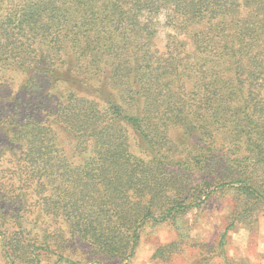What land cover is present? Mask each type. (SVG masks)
Wrapping results in <instances>:
<instances>
[{"label": "trees", "instance_id": "16d2710c", "mask_svg": "<svg viewBox=\"0 0 264 264\" xmlns=\"http://www.w3.org/2000/svg\"><path fill=\"white\" fill-rule=\"evenodd\" d=\"M16 5L0 20V63L49 72L66 95L47 110L48 120L27 115L4 131L20 151L0 158V180H16L0 192V211L12 203L0 213L5 263L41 264L46 254L75 263L59 245L69 239L86 243L99 260L125 263L146 226L175 227L229 189L239 203L215 247L223 258L234 222L264 205V0ZM160 18L172 33L162 52L154 44ZM92 79L100 80L101 102L76 89ZM54 125L77 141L78 155L64 152ZM173 129L178 139L168 135ZM130 132L142 158L130 151ZM36 210L66 229L36 232L39 223L29 217Z\"/></svg>", "mask_w": 264, "mask_h": 264}, {"label": "rangeland", "instance_id": "374dc122", "mask_svg": "<svg viewBox=\"0 0 264 264\" xmlns=\"http://www.w3.org/2000/svg\"><path fill=\"white\" fill-rule=\"evenodd\" d=\"M12 0H0V20L2 16L9 13L11 8L19 10L16 5L9 4ZM156 38L154 40L155 48L164 51L167 36L171 35V30L164 26L163 18L158 19ZM62 58L67 62L74 58L71 53H62ZM60 72H66L68 65L60 67ZM103 72L107 73V66H102ZM54 69V68H53ZM51 69V70H53ZM58 73V72H57ZM102 78V81H105ZM55 78L51 77L49 72L45 75L37 72H21L16 65H8L0 63V158L4 160L2 152L6 150L8 154L19 155L20 151L16 146L7 144L4 137V131L7 130L8 124L15 121L24 120V118L33 115L41 121L48 120V112L55 109L60 96L66 95L62 84L51 85ZM59 80L58 83H62ZM32 84L28 89L26 83ZM34 87L33 84H37ZM100 80L92 79L83 87H76L78 92L89 97L95 98L101 102L103 92L100 90ZM109 90V89H108ZM46 102V112L40 107V104ZM38 106L37 108L35 106ZM28 115V116H27ZM56 133L60 147L66 154L72 158L76 153L77 141L72 139L64 130L56 125ZM130 130V128H129ZM168 135L171 138H179V130L173 129ZM130 151L142 158V149L138 145L132 132L129 133ZM80 158V157H79ZM18 163H14L15 168ZM5 176L6 174H0ZM16 180L7 181L6 177L0 180V192L4 195L7 188L13 187ZM8 184V185H6ZM11 185V186H10ZM16 186V185H15ZM7 187V188H5ZM237 192L227 189L223 195L216 194V198H211L198 210L190 211L185 217H180L176 226L162 223L154 227L146 226L140 234V241L134 251L133 257L121 264H264V205L259 206L257 211L250 219H241L235 221L225 237V246L223 247V258L219 257L215 247L218 244L220 236L230 223L234 212L237 210L238 201ZM10 201H6L5 208L0 211L8 210L11 206ZM11 209V208H10ZM9 209V211H10ZM237 212V211H236ZM33 222L39 223L36 232L45 231L52 232L56 227L66 229L61 221L49 219L50 217L40 216L36 212L29 215ZM47 218L50 227H46L41 219ZM44 233V232H42ZM49 234V233H45ZM49 236V235H48ZM51 239L52 249H56ZM177 243L176 246H172ZM66 250L63 252L70 262L58 261L54 254H46L43 256L41 264H109L102 258H98L92 248L81 241L69 239L65 245ZM163 246H169L161 251H156ZM154 254H156L154 256ZM68 260V259H67ZM3 257L0 244V264H6ZM77 262V263H76Z\"/></svg>", "mask_w": 264, "mask_h": 264}]
</instances>
